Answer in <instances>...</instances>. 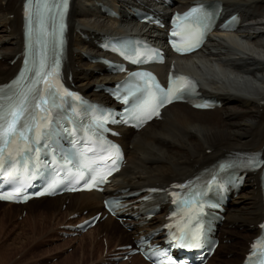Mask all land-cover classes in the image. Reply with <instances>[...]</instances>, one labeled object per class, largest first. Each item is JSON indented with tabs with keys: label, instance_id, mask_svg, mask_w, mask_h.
I'll return each mask as SVG.
<instances>
[{
	"label": "bare ground",
	"instance_id": "1",
	"mask_svg": "<svg viewBox=\"0 0 264 264\" xmlns=\"http://www.w3.org/2000/svg\"><path fill=\"white\" fill-rule=\"evenodd\" d=\"M85 1L90 2L89 5ZM193 1L196 0H173L171 12L176 9L183 11ZM212 1L221 2L228 13H240L244 26L233 35L217 34L210 41V46H206L194 57L177 62L175 66L181 71L183 65L190 64L193 74L200 80L202 93L221 101L222 107L198 111L188 105L176 104L165 109L162 121L152 122L141 132L122 129L119 141L125 147L127 164L104 194L81 193L54 199L42 198L24 206L0 203L3 206L0 212V223L4 229L2 232L7 241L13 238L12 244L0 242V264H6L10 252L30 257L31 254H41L42 241L51 238L54 233L62 234L66 231L63 228L71 224V216L87 211V216L82 215L87 219L102 211L106 195L120 190H128L120 193L122 195L152 186L167 187L173 182L194 176L233 152L264 154V0ZM99 3L112 9L119 8L122 18H108ZM132 7L153 10L163 17L169 9H160L149 0L73 1L69 17L67 72L76 89L97 101L103 102L108 98L95 92V85L121 78L108 76L104 67L88 58L90 55L106 56L99 52L95 44L101 36L139 32L144 37L151 38L154 35L155 41L161 44L165 40L162 30H152L135 22ZM22 11L23 0H0V84L7 82L21 64L20 59L13 65L10 62L23 50ZM188 60L192 62L186 63ZM169 65L167 63L156 68L166 74ZM37 203L41 206H33ZM25 209V219L15 222V217L21 216ZM123 211L135 213L129 207ZM166 216L167 212L162 211L144 224L130 216H125L122 224L109 217L87 233L102 235L103 241L106 240L104 250L108 248L107 253H121L116 250L117 247L130 245L137 234L155 231L166 222ZM263 217L260 174L250 175L245 186L228 205L226 221L218 230L221 245L209 264H240L251 239L260 232L258 224ZM18 229L21 230L19 233ZM98 236L88 246L80 247L81 256L77 264L96 261L107 263L102 258L103 249ZM229 241L241 250L240 254L235 252L236 255H231L229 259L219 258V249L229 247ZM73 258L74 255H69L67 261ZM137 258L141 264H147L140 256L133 257L131 264H137Z\"/></svg>",
	"mask_w": 264,
	"mask_h": 264
},
{
	"label": "snow or ice",
	"instance_id": "2",
	"mask_svg": "<svg viewBox=\"0 0 264 264\" xmlns=\"http://www.w3.org/2000/svg\"><path fill=\"white\" fill-rule=\"evenodd\" d=\"M69 0H26L25 27L28 40V56L24 62V69L16 78L6 85L0 86V175L19 180L27 174L29 168L35 169L40 163V142L44 147L48 141L54 140L62 131L73 135L71 129H61L58 120L53 119V111L60 109L68 99L80 100L76 94L67 91L60 83V56L64 43L66 29L65 16ZM213 13L203 10V6L194 7L183 17L177 16V21L183 22L184 31L174 30L173 36H180L181 42H173L178 52L195 50L203 41L205 34L211 28ZM39 45V48H34ZM135 83L126 87L120 97L129 106L130 114L142 125L153 115L159 116L160 109L173 101L183 100L195 90V83L184 76L170 78L167 89L162 87L156 78L147 72L134 73ZM206 107V105H196ZM115 150L113 167L104 172L94 171L90 174L87 187L97 183H105L107 176L119 169L122 155L118 147L109 145ZM55 157H53V161ZM65 164L72 162L71 155L63 156ZM264 165V159L257 154L246 157L243 166L256 168ZM231 165H223L229 167ZM88 164L77 169L74 177L78 183L84 176ZM93 171V170H90ZM173 187H186L174 185ZM149 191H157L150 189ZM174 197L177 193H171ZM0 199H12V194H0ZM176 202L175 200L173 201ZM193 199H181L182 208H191ZM189 217L183 225H179L178 246L188 249L200 248L204 240L203 226L197 220L194 227ZM259 249V264H264V238L254 245V252Z\"/></svg>",
	"mask_w": 264,
	"mask_h": 264
},
{
	"label": "rangeland",
	"instance_id": "3",
	"mask_svg": "<svg viewBox=\"0 0 264 264\" xmlns=\"http://www.w3.org/2000/svg\"><path fill=\"white\" fill-rule=\"evenodd\" d=\"M89 5L90 2L85 1V4ZM244 44V43H242ZM192 61L188 60L187 63H191ZM46 201L43 202V204H45ZM41 206V204L37 203L34 204L33 206L37 207ZM2 207L0 206V212H2ZM21 211V209H20ZM25 213H26V209L22 212L21 216H16L15 217V222L19 223L22 222L23 219H25ZM84 216V215H83ZM83 216H81L79 219L73 220V221H69V223H76L78 222L81 218H83ZM11 229V228H10ZM9 229V230H10ZM3 229V225H1L0 223V242L4 243V244H12L13 243V238L7 241V237L3 234L2 232ZM21 230L18 229L17 233H19ZM98 235L96 233L94 234H89L87 233V235L85 236H81V237H77V238H72V239H63L61 237V235L59 236V233H54L51 238H46L45 241H42V248H41V254L37 255V254H31V257L29 255H22L23 253H19L16 252L15 254H13V252H10V257L7 258V262L6 264H64V263H75L77 264L79 261V258L81 256V250L80 247L83 245L88 246L89 243L96 238ZM99 240H100V244L102 249H103V254H102V258L105 255V248L106 246L104 244H106V240L103 241L104 239H102V235L98 236ZM102 237V238H101ZM15 238V237H14ZM49 239V240H48ZM20 240V239H19ZM243 241V239L241 240ZM229 243V247L226 249H219L218 251V255L219 258H223V259H229L231 258V255H236V254H240L241 250L236 247L235 245H231L233 244L232 242H228ZM235 246V247H234ZM240 250V251H239ZM101 252V249L99 250V253ZM236 252V254H235ZM19 253V254H18ZM69 255H74V258L72 260H68V256ZM99 256V254H98ZM100 258V257H99ZM97 257V259H99ZM243 258V257H242ZM241 258V259H242ZM138 259V263L141 264V260L139 258ZM222 259V260H223ZM5 263V262H4ZM103 262L100 261H96V262H92L91 264H102ZM123 263V262H122ZM125 264H131V262H124ZM137 263V264H138ZM104 264V263H103Z\"/></svg>",
	"mask_w": 264,
	"mask_h": 264
}]
</instances>
